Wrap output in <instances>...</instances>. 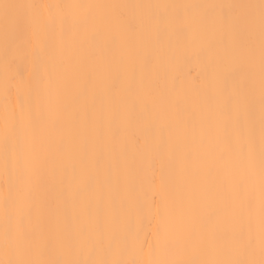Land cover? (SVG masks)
<instances>
[{
  "label": "snow or ice",
  "instance_id": "6c2138e0",
  "mask_svg": "<svg viewBox=\"0 0 264 264\" xmlns=\"http://www.w3.org/2000/svg\"><path fill=\"white\" fill-rule=\"evenodd\" d=\"M0 48V264H264V0H0Z\"/></svg>",
  "mask_w": 264,
  "mask_h": 264
},
{
  "label": "bare ground",
  "instance_id": "6f19581e",
  "mask_svg": "<svg viewBox=\"0 0 264 264\" xmlns=\"http://www.w3.org/2000/svg\"><path fill=\"white\" fill-rule=\"evenodd\" d=\"M81 2H89V0H81ZM120 2L125 3H148V2H158V0H120ZM168 2L177 3H203V2H217V3H248V2H258V0H168ZM204 71V61L202 58L190 55L182 59L175 69L168 70V78L172 79L179 77V82L185 85L186 91H190L195 85L198 79H202V73ZM31 66L22 59H16L8 69V76L10 79L15 81L25 80L27 81L32 76ZM5 77V64L2 53V48H0V113L3 112L5 105V96L3 93V80ZM17 91L13 87L11 91V100L14 103L16 100ZM122 138L127 141V157L130 165L129 170V181L136 187L135 196L140 197V203H143L142 194L149 187L147 182V176L149 175L146 171L143 173H137L134 161L137 159V149L144 143V133L143 130L138 126H132L121 130ZM139 140V145L137 144ZM127 194L124 192L120 193L121 199H126ZM143 222L146 225L148 223L149 213L147 209L143 212ZM128 224L135 229L138 226V209L133 210L128 218ZM154 223V221H153Z\"/></svg>",
  "mask_w": 264,
  "mask_h": 264
}]
</instances>
